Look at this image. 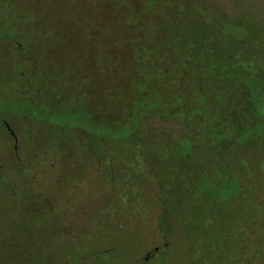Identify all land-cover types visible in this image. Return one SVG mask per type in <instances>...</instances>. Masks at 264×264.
<instances>
[{"label":"rangeland","instance_id":"rangeland-1","mask_svg":"<svg viewBox=\"0 0 264 264\" xmlns=\"http://www.w3.org/2000/svg\"><path fill=\"white\" fill-rule=\"evenodd\" d=\"M186 44L264 68V0H0V264H263L264 72L233 77L244 108H211L219 137L240 139L236 112L262 133L212 145L150 112L216 78Z\"/></svg>","mask_w":264,"mask_h":264},{"label":"trees","instance_id":"trees-1","mask_svg":"<svg viewBox=\"0 0 264 264\" xmlns=\"http://www.w3.org/2000/svg\"><path fill=\"white\" fill-rule=\"evenodd\" d=\"M237 26H238L237 24L231 23L225 19L221 21L219 24V30H220L219 35L222 38L233 37L242 45L244 46L248 45L249 43L248 40L250 37L249 30L247 28L238 26L240 29H243L238 32ZM234 31L236 33H234ZM170 40L171 39H169V41ZM12 41H14V39ZM165 44H171V43H165ZM177 46L180 47V49L178 52L174 53L175 56H177L176 60L182 57L187 64L185 65V67L186 69H188L187 70L188 72H190L191 68H194L193 63H196L198 65H200L199 63H201L202 66H204L205 68L208 67L211 68V72L216 73V78L215 79L212 78L211 81H209L208 87L206 88L208 90L206 91L205 96L201 97L199 100H189L190 103L183 111H181L176 101L167 99L165 100V115L160 114L161 107L160 108L158 107L159 109L156 108L157 110H154L155 107H153L154 109H151L153 111L150 112H155L159 116H162L166 119H177L180 123H187L189 126L195 129L201 135L202 139L206 140L212 145L217 142H222L226 140L228 141L234 140L236 144H244L253 141L255 136L260 135L262 133V129H260L257 134V130L250 131V129L245 128L239 120L242 117V118H246L245 122L252 121L254 120L252 116L243 117L242 115H238L240 114V112H236L234 113L235 116L237 115L236 118L234 119L235 122L234 132L240 135V139L233 138L232 140H230L231 138L228 139L227 137H223V136L219 137V135L216 134L217 132L214 130V125L212 120L213 116L211 115V108L214 105L221 107L224 103L226 104L228 102L229 104V101H233L232 105L238 109L244 108L245 104L238 95L242 93L243 90L240 91L241 88L240 84L238 85L239 86L238 87L236 86L235 82H232V80H235L234 79L235 77L237 78H239L240 76L244 77V75H249L252 73L257 75L263 74L264 68L261 67L262 64L257 59L259 56L257 57L255 53L254 54L250 53L244 49L240 50L237 48H231L226 44L219 45L218 47L207 46L199 49H194V46L190 44H186L185 47L179 45ZM166 49H169V47H166ZM192 49H194V51H192ZM214 64L217 65L215 66ZM247 64L250 65L252 64L251 66L257 68V70L253 71L252 67L248 69L246 66ZM216 92H219L218 96H216V98L214 97L212 98V95ZM233 96L235 97L234 100H233ZM197 104L200 106L199 109H197L196 107ZM146 115L147 113L146 114L144 113V116L140 120H143L146 117ZM232 118L233 117H230L228 113L222 112L221 127L226 130V128L229 126L228 121L232 120ZM139 122L140 121L136 123V126L132 131H130L129 133L127 132L124 135H119L113 140L126 139L129 135L135 133L138 129ZM210 124H212V127L210 126ZM188 142H189V146L187 149V153L191 154V158H193L194 147L196 145L195 142L191 139H188ZM175 144L176 143L171 145L173 146L172 150H175L176 147ZM171 153L172 151L169 148V153H167L165 157L166 158L169 157ZM220 164L226 165L223 161H221ZM202 165L203 166H201V169H199L200 171H204L206 169L208 170L209 165L206 164H202Z\"/></svg>","mask_w":264,"mask_h":264},{"label":"flooded vegetation","instance_id":"flooded-vegetation-1","mask_svg":"<svg viewBox=\"0 0 264 264\" xmlns=\"http://www.w3.org/2000/svg\"><path fill=\"white\" fill-rule=\"evenodd\" d=\"M263 226H264V224H263ZM261 245H262V252H263V255H264V230H263ZM263 264H264V262H263Z\"/></svg>","mask_w":264,"mask_h":264}]
</instances>
